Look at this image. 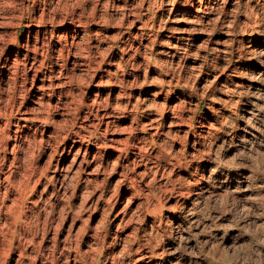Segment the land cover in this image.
Segmentation results:
<instances>
[{
	"label": "rangeland",
	"instance_id": "rangeland-1",
	"mask_svg": "<svg viewBox=\"0 0 264 264\" xmlns=\"http://www.w3.org/2000/svg\"><path fill=\"white\" fill-rule=\"evenodd\" d=\"M263 43L264 0H0V264H264V193L202 205L231 246L183 226Z\"/></svg>",
	"mask_w": 264,
	"mask_h": 264
},
{
	"label": "bare ground",
	"instance_id": "bare-ground-1",
	"mask_svg": "<svg viewBox=\"0 0 264 264\" xmlns=\"http://www.w3.org/2000/svg\"><path fill=\"white\" fill-rule=\"evenodd\" d=\"M203 5V4H202ZM190 6V5H189ZM199 7V6H198ZM193 8V7H192ZM202 8V6H201ZM200 8V9H201ZM206 9V7H205ZM198 11V10H197ZM205 12V11H203ZM201 13V12H200ZM199 14V13H198ZM198 16V15H197ZM201 17V16H200ZM199 17V18H200ZM196 18V17H195ZM190 21V20H189ZM188 21V22H189ZM195 22V21H192ZM198 22V21H197ZM196 22V23H197ZM200 22V21H199ZM65 23V22H64ZM190 24V23H189ZM64 25V24H62ZM78 25V24H77ZM57 27V26H56ZM52 30V29H51ZM56 30V29H55ZM193 30V29H192ZM46 31V30H45ZM44 34V33H43ZM58 35V34H57ZM67 35V34H66ZM63 36V35H62ZM73 36V35H72ZM58 37V36H57ZM75 37V36H74ZM175 38V37H174ZM53 39V38H52ZM70 39V38H69ZM60 40V39H59ZM65 41V40H64ZM257 41V40H256ZM28 42V41H27ZM71 42V41H70ZM73 42V41H72ZM255 42V41H254ZM65 43V42H64ZM28 44V43H27ZM53 44V43H52ZM256 44V43H255ZM56 45V44H55ZM71 45V44H70ZM28 46V45H27ZM65 46V45H64ZM72 46V45H71ZM24 47V46H23ZM26 47V46H25ZM54 47V46H53ZM27 48V47H26ZM26 50V49H25ZM32 51V50H31ZM55 51V50H54ZM164 52V51H163ZM259 52V51H258ZM28 53V52H27ZM61 53V52H60ZM65 53V52H64ZM161 53V52H160ZM166 53V52H165ZM163 54V53H162ZM168 54V53H167ZM60 55V54H59ZM25 56V55H24ZM33 56V55H32ZM55 56V55H54ZM67 57V56H66ZM35 58V57H34ZM56 60V59H55ZM248 60V59H247ZM62 61V60H61ZM59 62V61H58ZM57 62V63H58ZM65 62V61H64ZM75 62V61H74ZM54 63V62H53ZM25 64V63H24ZM27 64V63H26ZM29 64V61H28ZM33 64V62H32ZM61 64V63H60ZM70 65V64H69ZM250 67L253 69L257 70L253 72L252 79H248L246 81V89H248V94L245 99V102H243L241 108L244 109V114L243 119L241 120L242 123L239 126H232V122L230 123L229 130L227 134V137L225 138L224 141V149H223V155L222 159H216V161H213V166H211L210 169V175L208 178V181L205 185H203L200 188V193L196 197H191L189 199V206L187 207L186 210V215H185V223L183 226L186 227L187 231V245L190 248H195L197 243L199 241H205L208 242L209 245H213L212 239L215 237L219 241L227 243V245H230L229 242L236 243L235 236H227L226 233H223L221 229H213L214 226H216L214 223L213 216L210 218V215L207 216L202 212V205L206 202V199L211 197V195H220V196H228L230 198L235 199V200H247V199H254L256 196L259 194L264 193V178H261V184L257 183V175L255 173L256 170H261V175L264 176V164L260 165L257 162V158H251L250 161H244L243 159L238 157V153H242L246 150H250L257 155L263 156L264 159V43L261 48L260 54L254 58L253 60L250 61ZM36 66V65H35ZM61 67V66H60ZM64 68V67H62ZM30 69V67H29ZM36 69V68H35ZM34 69V70H35ZM61 69V68H59ZM69 69V68H68ZM64 70V69H63ZM30 71V70H29ZM67 72V71H65ZM64 72V73H65ZM46 73V72H44ZM43 73V74H44ZM61 73V71H60ZM242 73V72H240ZM239 73V74H240ZM244 73V71H243ZM247 73V72H246ZM245 74V73H244ZM63 75V74H62ZM61 75V76H62ZM66 75V74H65ZM243 75V74H242ZM241 75V77H242ZM46 76V75H45ZM246 76V75H245ZM50 77V76H49ZM247 77V76H246ZM41 80V79H40ZM45 82V81H44ZM50 83V82H49ZM51 85V84H50ZM244 85V84H243ZM242 86V85H241ZM243 90V89H242ZM247 91V90H246ZM227 92V91H226ZM234 92V91H233ZM242 91H240L241 93ZM244 93V91H243ZM246 93V92H245ZM226 94V93H225ZM229 93H227L228 95ZM231 95V94H230ZM241 95H243L241 93ZM232 96V95H231ZM228 97V96H227ZM231 99V98H229ZM235 100V98H234ZM94 100L93 103L96 104ZM98 101V100H97ZM226 100L224 101V103ZM230 102V101H229ZM234 102V101H233ZM232 102V103H233ZM238 102V101H237ZM242 102V101H241ZM228 103V100H227ZM100 104V103H99ZM235 104V103H234ZM238 104V103H237ZM236 104V105H237ZM226 105V104H225ZM235 105V107H236ZM90 106V105H89ZM227 106V105H226ZM98 107V106H97ZM229 107V104H228ZM234 107V106H233ZM234 107V108H235ZM232 108V105H231ZM92 112H96V116H99V113L95 110L94 106L90 108ZM101 110V109H100ZM108 110V109H107ZM234 111V110H233ZM114 112V111H113ZM239 112V111H238ZM26 113V112H25ZM115 113V112H114ZM126 113V112H125ZM23 114V113H22ZM105 114V113H104ZM237 114V113H236ZM239 114V113H238ZM28 115V114H27ZM111 115V113H110ZM128 115V114H127ZM95 116V115H94ZM93 116V117H94ZM108 116V115H107ZM116 116V115H115ZM129 116V115H128ZM233 116V115H232ZM237 116V115H236ZM33 117V116H32ZM103 117V116H101ZM111 117V116H109ZM108 117V118H109ZM113 117V116H112ZM118 117V116H116ZM125 117V116H124ZM89 118V117H88ZM100 118V117H99ZM107 118V117H106ZM207 118V117H206ZM232 118V117H231ZM43 119V118H41ZM96 119V118H95ZM101 119V118H100ZM103 119V118H102ZM227 119V118H226ZM117 120V119H116ZM112 120V121H116ZM205 120V119H204ZM231 120V119H230ZM19 121V120H18ZM20 121L22 122H29L30 117L29 116H21ZM43 121V120H42ZM212 121V120H211ZM219 121V119H218ZM234 121V120H233ZM44 122V121H43ZM101 122V121H100ZM103 122V121H102ZM106 122V121H105ZM110 122V120H109ZM208 122V121H207ZM217 123V121L215 120ZM220 122V121H219ZM223 122V121H222ZM221 122V123H222ZM228 122V120L226 121ZM225 122V123H226ZM19 122H17L18 124ZM83 123V122H81ZM80 123V124H81ZM229 123V122H228ZM227 123V124H228ZM108 124V121H107ZM213 124V123H212ZM212 124L211 125L212 127ZM226 124V125H227ZM236 124V123H235ZM26 125V124H24ZM23 125V127H24ZM85 125V124H84ZM91 125H94L91 124ZM98 126V124H95ZM104 125V124H103ZM110 125V124H109ZM107 125L106 127L109 128ZM152 125V124H151ZM33 126V125H32ZM36 126V125H35ZM34 126V127H35ZM40 126V125H39ZM82 126V125H80ZM204 126V125H203ZM206 126V125H205ZM17 127V126H16ZM105 127V128H106ZM228 127V126H226ZM225 127V128H226ZM77 128V127H76ZM82 128V127H81ZM85 128V126H84ZM98 128V127H97ZM206 128V127H205ZM11 129V128H10ZM80 129V128H79ZM94 129V128H93ZM111 130V128H110ZM109 130V131H110ZM226 130V129H225ZM76 131V130H75ZM92 132V130H90ZM101 131V130H100ZM106 131V130H105ZM203 131V130H202ZM78 132V131H77ZM94 132V130H93ZM108 132V131H107ZM82 133V132H81ZM86 133V132H85ZM104 133V132H102ZM10 135V133H8ZM101 134V133H100ZM221 134V132H220ZM83 135V134H82ZM108 135V133L106 134ZM112 135V134H111ZM223 135V134H222ZM7 136V135H6ZM86 136V135H85ZM84 136V138H85ZM101 136V135H100ZM104 136V134L102 135ZM225 136V135H224ZM83 137V136H82ZM109 137V136H108ZM111 139V137H110ZM219 139V138H218ZM80 140V139H79ZM90 140V139H89ZM97 140V139H96ZM104 140V139H103ZM115 140V139H114ZM114 140L112 139L109 141L108 139L105 141V143L108 145V143H114ZM117 140V139H116ZM76 141V140H75ZM222 141V142H223ZM78 142V141H77ZM104 142V141H103ZM116 142V141H115ZM84 143V141H83ZM82 143V144H83ZM92 144V143H91ZM97 144V143H96ZM104 144V143H103ZM90 145V144H89ZM94 145V144H93ZM220 145V144H219ZM84 146V145H83ZM109 146V145H108ZM112 146V145H111ZM116 146V145H113ZM85 147V146H84ZM89 148V147H88ZM217 148V147H216ZM79 149V148H77ZM104 149V148H103ZM117 149V147H116ZM107 150V149H106ZM219 150V149H218ZM222 151V150H221ZM220 151V152H221ZM116 152V151H115ZM251 152V153H252ZM80 153V152H79ZM218 154V152H216ZM215 153V154H216ZM212 154V153H211ZM246 154V153H245ZM221 155V154H220ZM219 155V156H220ZM250 157V153L248 154ZM256 155V156H257ZM210 155H208L209 157ZM217 156V155H216ZM213 157V156H212ZM218 157V156H217ZM215 159V158H214ZM226 159V161H224ZM206 160V159H205ZM233 161V163L228 162V161ZM209 161V160H208ZM202 165V164H201ZM33 173V171H32ZM31 175V174H29ZM33 175V174H32ZM215 177L214 178H212ZM28 178V177H26ZM207 178V177H206ZM30 179V177H29ZM197 179V178H196ZM202 179V178H201ZM204 179V178H203ZM205 180V179H204ZM25 183V182H23ZM22 183V184H23ZM35 183V182H34ZM200 183V182H199ZM31 184L30 181L27 182V187ZM195 184V182H194ZM198 184V183H197ZM35 185V184H34ZM33 186V185H32ZM22 186L21 188H23ZM26 187V188H27ZM195 188V187H194ZM193 188V189H194ZM199 189V188H198ZM22 190V189H21ZM189 190V189H188ZM195 190V189H194ZM30 194V193H29ZM194 194V193H193ZM24 195V194H23ZM22 195V196H23ZM189 195V194H188ZM19 196V195H18ZM187 196V195H186ZM263 196V195H262ZM183 198V197H182ZM187 198V197H186ZM214 198V197H213ZM258 198V197H257ZM188 199V198H187ZM218 199V197H217ZM19 200V199H18ZM186 202V201H184ZM238 202V201H237ZM243 202V201H242ZM241 203V202H240ZM247 203V202H246ZM18 204V203H17ZM28 204V203H27ZM182 205V204H181ZM253 205V204H252ZM257 205V204H256ZM257 207V206H256ZM27 208V207H26ZM184 209V208H183ZM251 209V208H250ZM16 210V209H15ZM27 210V209H26ZM254 210V209H253ZM263 211V212H261ZM264 213V209L258 210L256 213L257 216L255 217L258 220L264 219L262 217ZM227 217V216H226ZM215 218V217H214ZM220 218V217H218ZM221 218H225V216H221ZM229 218V217H228ZM218 221V219H217ZM264 222V220H262ZM223 222V221H222ZM180 224V223H179ZM228 224V223H227ZM24 225V224H23ZM224 225V223H223ZM226 225V224H225ZM182 226V225H181ZM182 226V227H183ZM177 227V226H176ZM220 227V226H219ZM20 228V227H19ZM23 228V227H22ZM20 230V229H19ZM18 230V231H19ZM23 230V229H22ZM185 230V229H184ZM212 230H214L212 232ZM178 231V230H177ZM233 231V230H232ZM182 232V231H181ZM225 232V231H224ZM178 233V232H177ZM183 235V234H182ZM240 235V234H239ZM182 237V236H181ZM178 238V237H177ZM184 239V238H182ZM175 240V239H174ZM181 240V239H180ZM185 240V239H184ZM243 240V239H242ZM182 241V240H181ZM185 242V241H184ZM213 242V243H212ZM238 242V241H237ZM200 243V242H199ZM229 243V244H228ZM239 243V242H238ZM182 244V242H181ZM215 244V243H214ZM217 245V244H216ZM235 245V244H234ZM179 246V245H178ZM177 246V247H178ZM181 246V245H180ZM214 246V245H213ZM212 246V247H213ZM231 246V245H230ZM229 246V247H230ZM211 247V248H212ZM169 248V247H168ZM209 248V247H208ZM232 248V247H231ZM170 249V248H169ZM183 249V248H182ZM197 249V248H196ZM177 250V249H176ZM175 251V249H174ZM173 251V252H174ZM257 251V250H256ZM175 252H178L175 251ZM167 253V252H166ZM189 253V252H188ZM172 254V253H171ZM227 255V254H226ZM176 254L173 253L172 258H175ZM202 257V256H201ZM179 259V258H178ZM185 259V258H183ZM230 259V258H229ZM240 259V258H239ZM238 259V260H239ZM154 260V259H153ZM152 260V261H153ZM156 260V259H155ZM181 260V259H179ZM231 260V259H230ZM227 258L223 259L222 262L217 261L216 259L208 260L206 258H202L199 260L200 264H249L245 263L244 260L242 261H230ZM178 261V260H177ZM191 261V260H190ZM174 262V261H173ZM196 262V261H195ZM247 262V260H246ZM251 262V261H250ZM163 263V262H162ZM182 263V262H181ZM156 264H161L160 260L156 261ZM174 264V263H173Z\"/></svg>",
	"mask_w": 264,
	"mask_h": 264
}]
</instances>
